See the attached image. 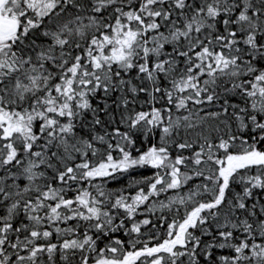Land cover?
Here are the masks:
<instances>
[{
  "label": "snow or ice",
  "instance_id": "6c2138e0",
  "mask_svg": "<svg viewBox=\"0 0 264 264\" xmlns=\"http://www.w3.org/2000/svg\"><path fill=\"white\" fill-rule=\"evenodd\" d=\"M0 264H264V0H0Z\"/></svg>",
  "mask_w": 264,
  "mask_h": 264
}]
</instances>
